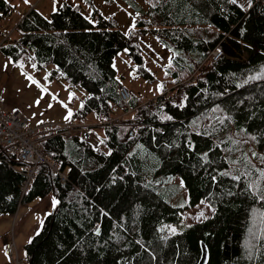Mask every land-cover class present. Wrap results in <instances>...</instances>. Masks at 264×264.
Instances as JSON below:
<instances>
[{
	"label": "trees",
	"instance_id": "trees-1",
	"mask_svg": "<svg viewBox=\"0 0 264 264\" xmlns=\"http://www.w3.org/2000/svg\"><path fill=\"white\" fill-rule=\"evenodd\" d=\"M122 1L132 11L129 32L96 0L63 1L48 16L31 7L0 46L12 60L26 55L49 80L84 87L69 120L100 121L102 129L97 143L76 131L40 139L58 172L39 163L31 178L30 163L0 151V215L49 192L58 201L24 243L25 264H196L201 244L205 264H264V0L246 8L204 0L206 12L191 0ZM11 7L0 0V20ZM146 33L172 51L170 87L142 102L127 86L123 102L112 60L128 49L136 71L152 79L138 43ZM235 94L225 108L222 99ZM161 187L171 188L165 197ZM182 188V203H170ZM201 201L211 216L178 232L161 229Z\"/></svg>",
	"mask_w": 264,
	"mask_h": 264
},
{
	"label": "rangeland",
	"instance_id": "rangeland-1",
	"mask_svg": "<svg viewBox=\"0 0 264 264\" xmlns=\"http://www.w3.org/2000/svg\"><path fill=\"white\" fill-rule=\"evenodd\" d=\"M50 1L48 0V2ZM236 1L244 8L249 5L248 0ZM96 6L102 14L112 16L116 20L118 27L124 32H129L133 27L132 11L124 1L112 0L106 2L104 0H96ZM200 6L204 12L208 9L204 0H202ZM55 8L56 6L50 8L47 4L45 6L42 4L39 5L40 11L45 16H48L49 12ZM12 13L13 17L19 15L17 14L18 9L15 6H12L11 11L3 17V19L6 18V21H0V28L3 25L11 29V17L9 16ZM15 34L16 32L13 31L12 35ZM138 43L141 48L143 64L153 75L152 79L149 80L136 71L137 61L127 53L128 49L121 50L113 58L112 65L116 70L115 75L117 79L125 86H128L139 99L146 100L157 96L164 86L170 87L171 77L167 74L166 68L172 54L150 33L140 36ZM2 56L4 57V55ZM5 60L8 63L0 61V104L2 103L1 106L3 105L5 110L8 107H11V109L18 108L30 123L46 120L57 123L65 122L68 120L65 117H68L69 112H71V105H76L78 103L76 101L81 102L87 96V91L84 87L79 84L73 85L69 86L68 89V92L71 94L72 104H70V100L69 104L66 100L63 102L57 90L62 89L59 83L62 85L66 83L63 79L64 77L49 80L45 75L44 83H48L47 81L51 83L53 80L59 82H53L55 87L51 89L35 76L37 70L34 67L32 68V61L26 55L19 57L17 60H12L8 57ZM54 66V64H50L47 68L50 69ZM42 70L46 72V69ZM250 87L248 86L244 89L249 88L251 92L253 91V87ZM68 92L65 94L66 97L70 95ZM183 96V94L176 95L173 97L174 102L181 105ZM238 96L239 94H235L234 97L224 98L221 104L225 108H229L233 103V98ZM129 112L131 113V110L126 112V114ZM95 125L97 127L90 134V139L93 143H96L97 139L102 136V129L98 126L99 123L97 122ZM30 168L35 167L29 166V170ZM26 175L28 178H31L29 171L26 172ZM167 181H170L172 184L179 182L178 177L174 175H171ZM161 188V190H158L164 197L171 190V188ZM21 190L24 191L25 187H21ZM185 196L186 191L182 188L181 192L178 191L173 194V197L168 199V201L174 205H180ZM53 199H55L54 195L49 192L43 197H36L26 203L19 204L13 213L0 215V264H15L16 259L20 260V264H25L23 245L40 230L44 216L50 211L53 205ZM213 213L214 209L204 201H201L197 206L181 211L177 222L162 224L161 229L170 233L178 232L188 227L191 223L211 216ZM6 241L13 244V254L4 253L3 246Z\"/></svg>",
	"mask_w": 264,
	"mask_h": 264
},
{
	"label": "built area",
	"instance_id": "built-area-1",
	"mask_svg": "<svg viewBox=\"0 0 264 264\" xmlns=\"http://www.w3.org/2000/svg\"><path fill=\"white\" fill-rule=\"evenodd\" d=\"M8 32H0V45L6 40ZM209 55L211 59L215 60L220 55L218 48H213ZM118 94L122 100L127 101L129 93L124 86L118 87ZM80 130L79 123L68 122H53V121H39L37 123H29L19 110L11 112L2 110L0 108V145L6 152H13L16 154V159L30 163L35 167L39 163H46L54 171H57V166L47 158V155L39 146V141L50 134L68 135L72 131ZM82 135L88 139L89 132L87 129L82 130ZM29 175H34V168H28ZM64 174L61 178L64 180ZM28 180H25L20 187L27 186ZM14 247L11 242H6L4 245L5 254H13ZM15 264H18L16 259Z\"/></svg>",
	"mask_w": 264,
	"mask_h": 264
},
{
	"label": "crops",
	"instance_id": "crops-1",
	"mask_svg": "<svg viewBox=\"0 0 264 264\" xmlns=\"http://www.w3.org/2000/svg\"><path fill=\"white\" fill-rule=\"evenodd\" d=\"M7 3H9L10 5H12V6H15L17 9H18V13L17 14H19V15H17L16 17H13V13L9 16V17H11V29H10V27L8 28V27H5V26H3V25H1V28H0V30H7V31H11L12 30V28H14L15 27V25L17 24V22L21 19V17H23L25 14H26V12L31 8V7H34L36 10H38L40 13H42L41 11H40V9H39V5L40 4H42V5H49V7L50 8H54V6H57V5H59V3L60 2H63V1H66V2H70V3H73L75 0H51L50 2H48V0H29V2L28 3H25V0H5ZM192 1V3L195 5V6H197L201 11H203V9H202V7L200 6V4L202 3V0H191ZM239 3V2H238ZM240 4V3H239ZM128 5V4H127ZM129 7V6H128ZM130 8V7H129ZM208 10V9H207ZM52 11V10H51ZM43 14V13H42ZM43 15H45V14H43ZM9 17H7V18H9ZM1 22L3 21H6V18H4V19H1L0 20ZM1 24V23H0ZM8 25H9V23H8ZM14 31V30H13ZM13 31L11 32V35L13 34ZM170 51V50H169ZM171 52V54H172V51H170ZM2 55H4L1 51H0V61L1 62H5V63H8L7 62V60H5V58H7V56H5L4 55V57L2 56ZM9 58V57H8ZM170 60V59H169ZM28 62V61H27ZM28 63H30V62H28ZM31 66H32V68H33V65L31 64ZM45 75H46V72H45V70H37L36 71V74H35V76L39 79V80H41L42 82H43V84H45L48 88H54L55 87V84L53 83V82H57V83H59L58 81H56V80H53V81H51V83L49 82V81H47L48 83H44V79H45ZM61 86H62V89H58L57 90V92H59V94H60V99L63 101V102H65V100L66 101H68V104H69V100H70V104H72L71 103V94H70V92H68V87L64 84V85H62L61 83H59ZM66 92H68L70 95H69V97H66ZM76 102H78V103H76V105H74V104H72L71 105V111H74V110H76L79 106H80V104H81V102L80 101H76ZM2 104V103H1ZM1 104H0V108H2V109H4V107H3V105L1 106ZM13 109H18V108H13ZM13 109H11V107H8L7 108V110L6 111H11V110H13ZM5 110V109H4ZM53 206V205H52ZM52 208V207H51Z\"/></svg>",
	"mask_w": 264,
	"mask_h": 264
},
{
	"label": "snow or ice",
	"instance_id": "snow-or-ice-1",
	"mask_svg": "<svg viewBox=\"0 0 264 264\" xmlns=\"http://www.w3.org/2000/svg\"><path fill=\"white\" fill-rule=\"evenodd\" d=\"M29 2V0H25V3H28ZM230 2H232V3H235L236 2V0H230ZM29 79H31V77H29ZM34 83H35V81H33ZM70 116H71V112H69V116L68 117H65V119H69L70 118ZM255 155V154H254ZM262 160H264V157H262L261 158ZM227 173H224L223 175H226ZM260 175H261V177H264V170H261L260 171ZM236 179H239V177H236ZM260 196H261V199H264V191H262L261 193H260ZM58 203V201H56L55 199H53V207H55V205ZM201 215H203V214H201Z\"/></svg>",
	"mask_w": 264,
	"mask_h": 264
},
{
	"label": "water",
	"instance_id": "water-1",
	"mask_svg": "<svg viewBox=\"0 0 264 264\" xmlns=\"http://www.w3.org/2000/svg\"><path fill=\"white\" fill-rule=\"evenodd\" d=\"M208 258V251L207 248L201 244V256L196 264H205Z\"/></svg>",
	"mask_w": 264,
	"mask_h": 264
},
{
	"label": "bare ground",
	"instance_id": "bare-ground-1",
	"mask_svg": "<svg viewBox=\"0 0 264 264\" xmlns=\"http://www.w3.org/2000/svg\"><path fill=\"white\" fill-rule=\"evenodd\" d=\"M117 92H118V87H117ZM142 101H144V100H142ZM123 115L125 114V112H123L122 113ZM0 151H4L3 149H2V146L0 145ZM4 152H6V151H4ZM6 153H8V154H11V155H14V157L16 158V154L15 153H13V152H6ZM57 172H58V170H57ZM62 175V173H60V176Z\"/></svg>",
	"mask_w": 264,
	"mask_h": 264
}]
</instances>
